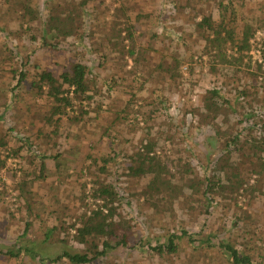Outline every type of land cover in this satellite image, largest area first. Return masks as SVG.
<instances>
[{"label": "rangeland", "instance_id": "rangeland-1", "mask_svg": "<svg viewBox=\"0 0 264 264\" xmlns=\"http://www.w3.org/2000/svg\"><path fill=\"white\" fill-rule=\"evenodd\" d=\"M54 1L65 7V14H76L77 27L67 37L48 36L56 48L41 42L49 0H33L39 16L31 22L22 17L19 5L0 0V264H69L64 258L51 259L64 250L85 252L88 245L77 241L72 225L80 226L99 202L89 194L93 175L114 184L119 191L122 199L118 212L130 227L126 230L127 247L113 249L89 264H231L228 254L218 247H206L204 243L198 246L197 242L194 247L186 239L180 240L174 253L159 254L148 248L165 243L169 233L179 234L181 229L200 231L201 236L213 233L216 243H230L264 264V169L248 176L238 192L223 194L217 190L210 194L209 198L214 195L210 204L204 198V185L198 193L182 187L187 185L185 163L190 161L201 178L205 172L211 175L210 167L204 164L219 147L211 127L198 125L189 113L200 106L203 91L214 85L221 67L205 55L198 56L205 41L196 21L208 14L218 22L223 11L225 22L232 23L237 35L245 24L253 29L250 42L255 46L264 35V0ZM84 1L85 5H80ZM221 1L228 11L219 7ZM120 7L125 9L124 14ZM230 15L232 20L228 21ZM131 25L135 46L144 51L143 56L125 52L130 41L120 29ZM147 44L151 48H146ZM248 54L251 59H244L245 66L238 75L248 91L260 95L264 72L256 70L255 61L264 68V57L254 48ZM171 55L187 59L180 68L182 81L177 88L156 68L163 56ZM75 61L91 68L92 97L75 100L67 114L59 119L53 116L52 123L46 120L51 99L37 92L32 81L41 69L58 75ZM227 69L233 80L236 74L231 75L232 67H222L223 71ZM21 71L26 75L18 85ZM162 94L167 100L159 105V116L149 130L147 113ZM226 95L234 100L231 92ZM240 102L244 117L255 115L249 113L258 109V100L251 102L248 96ZM229 116L232 123L238 119L234 114ZM256 117L259 128L252 134L259 138L264 135V125ZM160 121L174 123L166 137L161 136L165 125L158 124ZM244 125H251L250 120L233 126L241 129ZM246 132L247 128L243 129L242 143L247 139ZM204 138L208 144L202 143ZM148 139L158 141L156 153L173 174L171 184H164L160 194L149 198L140 193L148 178L130 173L135 165L131 156ZM205 145L209 152L203 149ZM247 145L235 152L231 161L241 172L246 173L253 163L260 171L256 148ZM45 153L59 154L54 162L60 168L45 159L48 173L38 179L40 157ZM261 154L264 157V151ZM108 155L114 156V161L107 173L99 175L97 165ZM94 159L97 161L93 163ZM24 181L26 187L21 190ZM84 184L85 194L81 188ZM26 223L29 227L23 236ZM19 245L32 249L36 257L24 250L17 258L5 255Z\"/></svg>", "mask_w": 264, "mask_h": 264}, {"label": "trees", "instance_id": "trees-1", "mask_svg": "<svg viewBox=\"0 0 264 264\" xmlns=\"http://www.w3.org/2000/svg\"><path fill=\"white\" fill-rule=\"evenodd\" d=\"M10 3H13L14 6L19 5L22 9V17L27 19L29 22L34 21L39 16V10L33 6V0H7ZM50 7L48 8V15L45 17L42 22L41 27V42L43 46H50L56 48V43H50L47 40V37L54 34L55 37H67L73 34L74 27V16L73 11L65 14L63 6H59L58 3L54 0H49ZM85 1L80 5H85ZM166 6H168L166 4ZM172 7V5H171ZM179 7V6H177ZM219 7L228 11L226 4L221 1L219 2ZM174 8V5H173ZM119 10L124 14L126 11L119 8ZM176 10V8H175ZM233 10L231 14H233ZM196 16L194 19L196 20ZM129 19L128 16H126ZM225 15L222 11L220 12V19L218 22L214 21L212 17L208 14H203L200 17V20L196 21L198 24L200 36L204 39L205 45L202 47L198 56L205 55L212 61L213 65H221L220 70L217 75H215L216 81L214 85L203 91V97L201 98L200 106L189 111L191 117H195L198 125H208L211 127L214 135L219 141V147L217 153L209 155V161L204 164L205 168L210 167L212 171L211 175H208L206 172L201 178L194 169V165L190 161L185 163L184 173L186 175V180L182 187L187 189L194 190L195 193L200 190V186L204 185L205 190L203 192L204 198L207 204H210V200L214 198V195H209L214 193L217 190H220V193L225 192H238L243 188L244 184L248 182V176L254 172H261V169H264V157L262 152L264 151V135L260 137H255L252 133L254 130L259 128L258 119L263 120L264 125V87L262 88V94H258L257 91H248L247 88L243 86L245 83L241 79L240 68L245 66L244 59L250 58L251 55L248 52L252 51L253 48L258 51L261 57H264V35L260 38V41L255 46L250 42L251 37L254 32L253 29L245 24L241 31L240 36L235 33L233 27H231V22H225ZM231 15L228 16V21H231ZM73 23V24H72ZM77 28V27H74ZM125 30V37L129 39L130 43L125 45V52L129 55L138 53L137 56H143L144 51H141L140 48H136L134 37H133V26H127L123 29ZM227 44H229L230 49L234 50L232 52L227 51ZM165 48H167L164 45ZM146 48H151L147 44ZM168 49V48H167ZM246 52V53H245ZM138 57H135V60H138ZM193 55H191L188 60L192 61ZM188 58V59H189ZM187 60V59H186ZM183 57L179 58L178 56H163L159 60L156 68L158 71L164 72L162 76L166 80H169L173 83L174 87L177 88V85L181 83V73L180 68L184 63ZM256 63V70L263 74L264 68L262 63ZM165 64V65H164ZM231 68L233 73L236 74L234 79L231 80L228 75V69L226 71L222 70V67ZM189 72L192 73L190 66L188 67ZM91 68L82 62L75 61L70 65L66 70L60 72L58 75H55L52 70L41 69L36 75V80H33V84L36 87L37 92L45 94L51 99V108L49 116L46 120L53 121V116L62 117L67 114L68 108H72L73 102L75 100H85L92 97L90 91L93 88V84L90 78ZM25 72L21 71L20 76L17 79L18 85L25 78ZM231 80V81H230ZM45 90V91H44ZM226 92H231L234 100L232 101L227 97ZM251 97V102L259 101L258 109L249 114H254L253 116H245L244 111L239 110L242 106L240 100L245 97ZM241 98V99H240ZM167 100L166 95L162 94L157 96L155 99L154 108L150 109L147 115L150 118V126L154 125L155 116H159L160 112L159 105H163ZM132 102V99H131ZM253 110V109H251ZM257 111V112H256ZM230 114H234L238 119L235 122H231ZM77 118L76 116L74 117ZM193 120V119H192ZM250 120L251 125H244L241 129H236L233 125L235 123H245ZM161 125H165V130H163L161 136H165L172 128L168 121H160ZM260 126V128L262 127ZM12 127H10L11 129ZM247 128L246 140L242 143L243 129ZM178 130V129H177ZM184 136V135H183ZM19 139H21L19 137ZM205 139V138H204ZM204 144H208L205 139ZM26 142V141H25ZM248 143L252 149L256 148L255 155L257 159V164L260 167V171H257L258 168L253 167L245 173L238 170V166L232 163L231 160L234 159V153L240 152L243 148V145ZM2 144V142H0ZM158 146L157 140L148 139L141 147H138L134 154L131 156L133 163L135 165L131 167L130 173L137 175L139 177H147L148 183L145 188L142 189L141 194H144L147 198L153 197L154 195L160 194L163 190L164 184L169 186L171 184L170 175H173L170 172L166 162L161 159V157L156 153V148ZM29 149H32L31 146ZM203 149L209 152L208 145H205ZM204 151V152H205ZM166 151L165 155L166 156ZM59 157V154L41 155L42 159L39 165V174L36 175V178L44 179L48 171L46 169L45 159L56 160ZM114 156H105L101 157V165H97L99 175L107 173V168L114 161ZM93 160L92 162H96ZM4 164V162L2 163ZM56 169L60 168V164L54 162ZM195 175V176H194ZM92 186L89 194L94 198L96 203V208L90 209V213L87 216H84L80 226L72 225V228L75 230V236L79 243L88 245V249L85 252H69L64 250L60 255L51 259V261H57L58 259H66L69 264H89L94 260L105 257L109 251L118 248H125L128 246L129 234L126 233V230L129 229V225L124 223V218L119 214L118 208L121 201V195L119 191L114 187V184L102 181L99 176L92 177ZM182 180V179H181ZM226 180V182H223ZM183 183V184H184ZM21 190H24L26 187V182H21ZM82 193L85 194L87 185H82ZM182 192V190H180ZM29 227V223H26L24 228L23 236L26 234ZM56 229V227H53ZM201 232H189L186 229H181L180 233H169L165 239V243H157V245H149V249L152 251L162 254L164 252L174 253L180 245V240L186 239L189 244L197 242L198 246L204 243L206 247L216 246L218 249L225 251L228 254L229 261L231 264H260L257 261V258L251 254L245 253L239 248L231 245L230 243H225L223 241L213 240L215 235L213 233H207L205 236H201ZM197 236H200L197 239ZM139 244V243H138ZM195 247V245H193ZM24 250L32 258H35L36 255L33 254L32 249L27 248L26 246L19 245L16 248L8 249L5 251V255L9 257L17 258L19 254Z\"/></svg>", "mask_w": 264, "mask_h": 264}]
</instances>
